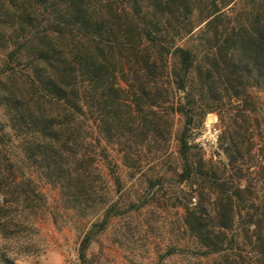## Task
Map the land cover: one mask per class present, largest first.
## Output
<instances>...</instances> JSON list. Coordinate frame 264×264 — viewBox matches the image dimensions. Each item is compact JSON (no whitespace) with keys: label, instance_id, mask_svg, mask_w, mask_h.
<instances>
[{"label":"trees","instance_id":"16d2710c","mask_svg":"<svg viewBox=\"0 0 264 264\" xmlns=\"http://www.w3.org/2000/svg\"><path fill=\"white\" fill-rule=\"evenodd\" d=\"M218 2L211 1L214 10L203 30L212 36L198 55L177 43L192 32L191 0H0V49L6 51L0 107L25 157L53 182L74 177L82 192L90 187L84 175L92 159L78 150L90 136V121L106 139L126 128L135 138H146L160 133L153 108L171 103L174 90L190 97L177 109L187 124L195 95L207 109L223 94L245 103L249 79L264 95V5L235 20ZM135 123V129L128 127ZM231 124L223 149L240 178L249 154L241 125L236 119ZM0 130L2 144L6 132ZM1 147L0 196L15 192L39 199L30 179L14 176V164ZM188 150L183 135L182 180L194 173ZM200 168H195L201 176L198 203L183 214L198 246L195 254L214 256L208 264H264V194L253 195ZM8 203L0 198L3 230L11 223ZM91 238L88 232L81 241L82 258Z\"/></svg>","mask_w":264,"mask_h":264},{"label":"rangeland","instance_id":"374dc122","mask_svg":"<svg viewBox=\"0 0 264 264\" xmlns=\"http://www.w3.org/2000/svg\"><path fill=\"white\" fill-rule=\"evenodd\" d=\"M211 1L191 0L188 27L192 32L177 42L194 48L198 55L212 36L203 30L205 19L214 10ZM217 1L220 11L235 20L257 5H264V0ZM4 53L0 49V66ZM247 84V103L223 94L220 102L207 109L195 95L190 124L177 110L190 97L182 90H174L171 103L153 108L160 118V133L146 138H135L136 132L126 128L106 139L98 132L97 122L90 121V136L78 150L92 159L84 175L90 187L82 192L74 177V182H53L25 157L21 140L6 126L0 107V129L6 132L0 147L14 164V176L30 179L40 195L39 199L28 200L15 192L0 196L9 201L5 211L11 222L5 230L0 229V264L210 263L214 256L195 254L198 246L183 223L186 207L198 203L195 190L201 176L195 168L201 165L200 170L232 179V185L247 188L253 195L264 194V95L252 79ZM233 119L244 131L242 147L251 157L245 155L240 178L228 166L223 149ZM205 121H211L217 130L213 143L199 140ZM128 127L135 129L137 124ZM183 135L194 169L187 180L180 177ZM88 232L92 238L82 258L80 245Z\"/></svg>","mask_w":264,"mask_h":264},{"label":"built area","instance_id":"2783aa9c","mask_svg":"<svg viewBox=\"0 0 264 264\" xmlns=\"http://www.w3.org/2000/svg\"><path fill=\"white\" fill-rule=\"evenodd\" d=\"M211 121H205L204 123V129L202 131L201 138L199 140H206L211 143L215 142L217 139V130L216 128L212 125Z\"/></svg>","mask_w":264,"mask_h":264}]
</instances>
